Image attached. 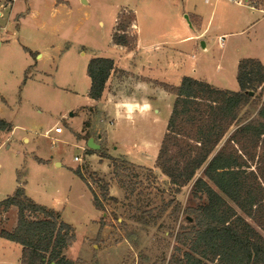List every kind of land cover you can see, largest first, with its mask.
<instances>
[{
	"label": "rangeland",
	"instance_id": "rangeland-1",
	"mask_svg": "<svg viewBox=\"0 0 264 264\" xmlns=\"http://www.w3.org/2000/svg\"><path fill=\"white\" fill-rule=\"evenodd\" d=\"M12 2L0 0V117L14 127L11 133L0 131V200L13 193L19 177L36 202L58 211L61 220L74 228L75 238L64 249L68 258L87 264H166L175 244L174 235L185 224L187 208L198 204L191 195L192 181L177 191L155 162L153 168L143 166L124 155L115 158L127 160L125 188L112 170L109 175L99 172L105 162L96 161L98 170L92 168L86 155H108L105 146H112L95 133L104 132L103 124H99L102 115L87 117L81 109L88 88L86 67L94 51L116 55L110 34L116 13L123 9L126 13L134 10L139 35L147 43L165 45L175 29L179 32L175 15L187 22L185 9L201 7L208 11L210 5L203 0H16L10 10ZM223 2L218 5V15L224 12L222 6L229 17L237 15V5ZM243 2H254L253 6L264 10V0ZM225 19L216 16L211 30L188 41L187 47L194 48L192 44L197 42V57H218L220 48L212 27L227 25ZM134 23L128 27L129 35L136 34ZM258 26L262 32L258 43L264 47V17ZM187 30L198 34L188 22ZM241 36L253 39L247 30ZM201 41L206 42V49ZM35 54L41 57L37 59ZM235 84L227 85L238 90L239 85ZM250 94L252 98H263L260 88ZM258 106L250 111L255 113ZM157 108L159 113L155 114L160 119L156 123L147 120L133 127L120 125L119 135L125 145L132 148L134 141L145 139L152 142L150 147L154 150L161 124L168 118L162 102ZM85 120L87 124H98L96 131L93 125L89 132L99 142L98 150L89 149L87 139L78 137ZM56 126L62 128L60 133H55ZM82 147L86 150L82 151ZM74 156L81 160H74ZM141 163L150 164L145 160ZM76 169L99 196L102 210L94 207L91 191ZM199 174L200 170L196 175ZM104 183L108 196L118 189L116 201L103 199ZM11 208L0 209V230L16 225L17 208ZM257 229L264 237V232ZM19 256L20 246L0 236V264H19Z\"/></svg>",
	"mask_w": 264,
	"mask_h": 264
},
{
	"label": "trees",
	"instance_id": "trees-1",
	"mask_svg": "<svg viewBox=\"0 0 264 264\" xmlns=\"http://www.w3.org/2000/svg\"><path fill=\"white\" fill-rule=\"evenodd\" d=\"M123 10L116 16L111 41L132 49L136 34L129 35L128 27L135 25L136 15ZM114 69L110 58L88 61L89 98L100 99ZM236 80L239 90L218 89L190 76L177 85L161 83L174 99L155 166L177 191L192 181L191 195L198 200L187 208L166 264H264V237L257 229L264 232V65L256 58L240 59ZM258 88L261 100L250 94ZM11 129L12 124L0 118V131ZM89 136V131L82 135ZM100 156L110 160L113 175L125 188L127 160ZM75 172L91 191L94 207L102 210L99 196L81 172ZM106 190L104 183L103 199L116 201ZM13 206L16 225L0 230V236L21 246L20 264H87L65 256L75 234L58 211L36 203L19 183L0 200L2 210Z\"/></svg>",
	"mask_w": 264,
	"mask_h": 264
},
{
	"label": "crops",
	"instance_id": "crops-1",
	"mask_svg": "<svg viewBox=\"0 0 264 264\" xmlns=\"http://www.w3.org/2000/svg\"><path fill=\"white\" fill-rule=\"evenodd\" d=\"M15 1L16 0H13L10 7L7 6L10 10L13 8ZM203 1L210 5L208 11L201 7H194L191 10L185 9V11H188V14H184L189 26L198 33L197 35H192V33L187 30V22L177 14L175 15L174 21L178 26L179 32L175 29L172 33L173 35L166 38L165 45L160 42L149 44L139 35L136 18V42L132 49H126L125 47L113 44L112 41H110L111 47L117 51L115 56L96 53V51L92 52L93 57L112 59L114 61L115 69L111 71L100 99L95 100L89 98L86 93L85 104L81 107L87 117L96 113L102 115L99 119V124H103L104 132L101 133L100 131H96L98 124H89L88 122V124H84V128L81 133H78V137H82L85 131L91 132L94 125L93 131H96V136L100 139L105 138L108 145L111 144L112 146L111 149H109V146H105L108 155L112 157L124 155L127 160L130 159L131 161L137 162L139 165L152 167L165 132L167 120L163 121V124H161L159 138L156 143L157 146L154 150L150 147L152 142L145 139H141L140 141H137V143L134 141V143H132V148L125 145L120 138L119 127L120 125L122 126V124H130V126L133 127L137 122L147 120H152L154 123L158 122L160 118L155 113H159L157 104L161 102L166 108L164 110L165 113L168 111L169 117L174 97L161 87L159 84L160 82L177 85L183 76H190L205 81L218 89L233 90V88L229 87L227 84L230 83L236 85L237 67L240 59L256 58L264 65V47H261L258 43L262 39L258 36L262 35L258 25L261 18L264 17V10L251 6L248 2L236 3L230 0H213V2H211V0ZM221 1H224L223 3L237 5V15L229 17L224 6H222L224 12L221 15H218V10L221 11V8L218 6ZM116 16L117 15H115L114 18L111 34L115 25ZM216 16H225L226 19L223 20V22H227V25H217L215 28L214 26L212 27L215 29L214 37L220 48L219 55L218 57L210 58L211 60L204 56L199 58L195 53L197 42L192 44L194 45V48L192 46L188 48L186 43L188 41H195L202 34L208 33L211 30L212 21ZM1 28L5 29V27ZM246 30L249 33L251 32L253 39L251 38L250 40H247L241 36ZM219 37H223L221 43L219 42ZM1 43L2 42H0V46ZM201 43L204 44V46L201 44L202 48L206 49V42L201 41ZM240 43H242L243 47L242 45L240 46ZM168 44L170 46H168ZM229 48L232 49V52L229 51ZM233 48H236L237 50H233ZM26 53L28 54L27 51H24L25 55H27ZM229 53L231 55H229ZM27 57H29V55ZM40 57L41 54H35V58L38 59ZM36 63L37 62L35 61L33 65ZM87 79L88 92L90 86V78L88 75ZM237 88H239V86ZM0 118L4 119L3 117ZM13 128L12 124L10 133L13 131ZM89 137H92L94 142L99 145V142L96 141L94 135H90ZM84 139L86 140L85 137ZM22 140H24V137ZM126 151H129L130 154ZM86 157L94 170H98L96 161L105 162V168L103 171L99 172H101L102 175L110 174L111 167L108 158L99 157L96 153L88 154ZM95 158L97 160H93ZM39 159L42 161L41 158ZM143 160L149 161L150 164L146 165L141 163ZM55 163L57 165L58 162L55 161ZM18 179L19 184L24 188L26 195L34 200V195L29 194L28 185H24L19 177ZM117 194L118 189L115 192H111V195L114 197L118 196ZM14 208L15 207L13 206L11 209ZM14 226L10 228L9 231L12 230ZM15 244L19 245L17 243Z\"/></svg>",
	"mask_w": 264,
	"mask_h": 264
},
{
	"label": "built area",
	"instance_id": "built-area-1",
	"mask_svg": "<svg viewBox=\"0 0 264 264\" xmlns=\"http://www.w3.org/2000/svg\"><path fill=\"white\" fill-rule=\"evenodd\" d=\"M230 1H233V2H236V3H243V0H230ZM9 3V2H8ZM253 4H254V2H251V6H253ZM1 6L4 8V7H6L4 4H1ZM2 16V15H1ZM222 40H223V37H219V42L221 43L222 42ZM61 130H62V128L60 127V126H56L55 128H54V131L55 132H61ZM46 134H48V132H46ZM82 151H85V148H82ZM74 160H77V161H80L81 160V157H79V156H74Z\"/></svg>",
	"mask_w": 264,
	"mask_h": 264
},
{
	"label": "water",
	"instance_id": "water-1",
	"mask_svg": "<svg viewBox=\"0 0 264 264\" xmlns=\"http://www.w3.org/2000/svg\"><path fill=\"white\" fill-rule=\"evenodd\" d=\"M201 44H202V46H204L203 43H201ZM250 93H252V92H250ZM87 146H88V148H90V149H94V150L99 149V145H98L97 143L94 142V140H93L92 137H89V138L87 139Z\"/></svg>",
	"mask_w": 264,
	"mask_h": 264
}]
</instances>
